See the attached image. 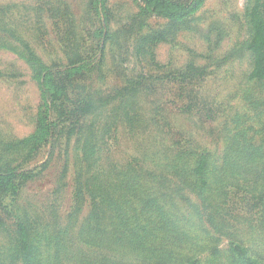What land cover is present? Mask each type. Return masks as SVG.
<instances>
[{
    "label": "rangeland",
    "instance_id": "1",
    "mask_svg": "<svg viewBox=\"0 0 264 264\" xmlns=\"http://www.w3.org/2000/svg\"><path fill=\"white\" fill-rule=\"evenodd\" d=\"M64 1L77 13L78 25L62 24L56 8ZM85 3L0 0V35H7L4 41L9 44L0 46V147L10 139L30 135L39 109L38 81L17 49L31 48L54 70H59L58 57L62 55L79 54L103 62L104 77L99 83L108 99L100 109L104 118L95 130L100 137L97 164L90 169L99 172L97 181L105 186L119 170L131 165L128 176L142 178L139 183L143 189L153 186L170 195L161 198L167 208L175 210L174 215L167 216L180 219L179 225L195 237L182 245L192 254L202 251L200 264H234L231 239L249 246V255L264 263L263 208L252 209L247 199L242 203L243 199L231 191L211 193L203 203L194 183L187 180V172L180 180L182 171L174 168L173 161L179 151L206 152L221 165L225 146L233 138L264 142V81L250 78L254 57L248 47L252 37L248 11L254 0H204L196 12L176 24L145 12L141 0H109L107 30L113 36L104 50L102 40L93 35L102 23L85 16ZM192 64L198 67L190 74L192 79L182 78ZM131 81L139 91L137 103L147 122L134 128L124 123L104 128L111 96ZM67 151L70 166L66 172L63 151L56 141L32 158L27 168L33 170L34 178L19 196L21 209L31 211L40 231L47 229L51 235L65 225L74 199L72 162H80L74 138L64 154ZM83 176H87L86 169ZM149 177L154 179L150 184ZM89 210L87 199L79 219ZM69 230L63 236L76 245L79 234ZM6 237L5 232L0 234L1 244L8 241ZM44 244L48 250L45 242L41 250L46 249ZM214 247L217 253L212 257L209 252Z\"/></svg>",
    "mask_w": 264,
    "mask_h": 264
},
{
    "label": "trees",
    "instance_id": "2",
    "mask_svg": "<svg viewBox=\"0 0 264 264\" xmlns=\"http://www.w3.org/2000/svg\"><path fill=\"white\" fill-rule=\"evenodd\" d=\"M108 1L86 0L85 3V16L102 23L93 33L94 37L102 40L101 50L107 48L108 40L113 36L107 30L110 20ZM141 1L145 12L167 18L173 24L188 18L204 2ZM67 3L64 1V5L57 7L56 11L62 24L73 27L78 25L80 19ZM248 14L252 27L248 47L254 57L250 78L262 82L264 0H254ZM5 37L7 35H0V46H9L4 41ZM17 51L30 63L41 97L32 133L24 138L10 139L0 147V234L5 232L8 240L6 243H9H0V264H49L50 259H53V264H200L203 259L198 255L202 251L192 254L186 250L187 246L182 245L193 241L195 237L179 225L180 219L167 216L174 215L175 210L167 208L161 198L170 195H163L153 186L143 189L139 183L143 181L142 178L139 180L136 175L128 176L131 165L119 170V174L111 177L112 180L106 182L105 186L97 181L99 172L93 173L90 170L97 164L96 152L100 150V137L95 130L99 129L100 119L104 118L100 109L106 103L104 100L108 99L103 96L102 85L99 83L104 77L101 73L103 62H95L79 54L62 55L58 57L59 70H54L31 48L26 46L25 50ZM190 68L182 78L190 77L198 67L192 64ZM138 93L133 81L115 91L111 96L110 111H105L108 117H105L104 128H111L118 123L134 128L137 124L147 122L146 113L137 103ZM73 138L78 159L80 157V162H72L75 168L74 199L65 225L51 235L47 229L40 231L31 211L25 207L21 209L19 196L25 184L35 175L33 170L27 168L28 162L52 142L56 141L63 151V170L66 172L70 163L68 151L64 154L65 148L73 142ZM225 148L221 165H217L206 152L192 154L179 151L176 156L173 155L174 168L180 169L183 174L180 180L187 172V180L190 178L194 183L203 203L211 193L217 195L218 192L225 194L231 191L243 199L242 203L247 199L252 209L259 207L264 210V142H241L233 138ZM189 159H192V163L188 162ZM188 164L190 172L187 170ZM84 169L86 177L83 176ZM151 177L149 184L154 181ZM87 199L90 204L89 213L79 219V211ZM210 207L206 205V208ZM68 230L78 232L76 245L72 239L63 236ZM44 242L48 243V250L47 244H44L46 249L41 250L40 246ZM230 245L234 264H264L258 257L252 258L249 255V246L235 239H231ZM96 248L100 249L99 253L95 251ZM216 253L217 248L214 247L209 255L215 257Z\"/></svg>",
    "mask_w": 264,
    "mask_h": 264
}]
</instances>
